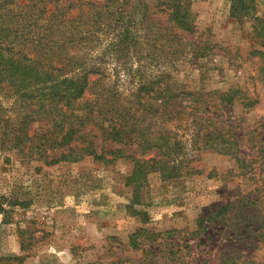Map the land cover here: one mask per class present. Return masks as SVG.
<instances>
[{
  "label": "rangeland",
  "instance_id": "1",
  "mask_svg": "<svg viewBox=\"0 0 264 264\" xmlns=\"http://www.w3.org/2000/svg\"><path fill=\"white\" fill-rule=\"evenodd\" d=\"M155 1L147 0L152 17L166 26ZM186 11L195 27L186 41L208 49L198 67L179 68V79L188 89H231L254 101H236L226 114L240 138L239 163L253 160L252 171L229 155L198 151L188 173L147 172L136 198L128 159L45 165L0 149L7 212L0 214V264H264V0L237 16L229 0H190ZM107 63L108 84L133 93L138 76L120 70L132 61ZM152 71L146 64L145 74ZM9 95L0 90L5 106ZM182 119L179 129L188 124ZM139 228L146 232L132 248L129 236Z\"/></svg>",
  "mask_w": 264,
  "mask_h": 264
},
{
  "label": "trees",
  "instance_id": "2",
  "mask_svg": "<svg viewBox=\"0 0 264 264\" xmlns=\"http://www.w3.org/2000/svg\"><path fill=\"white\" fill-rule=\"evenodd\" d=\"M189 1L156 0L167 14L162 26L147 0H0V90L11 98L7 106L0 98V149L45 165L128 159L136 198L147 172L188 173L198 151L250 166L239 163L240 138L226 114L236 101H254L231 89H188L179 79V68L198 67L208 49L184 36L195 32ZM250 1L229 0L231 14H246ZM123 60L132 63L120 70L138 76L129 95L107 82V62ZM184 114L188 124L179 129ZM143 232L127 245L137 248Z\"/></svg>",
  "mask_w": 264,
  "mask_h": 264
}]
</instances>
